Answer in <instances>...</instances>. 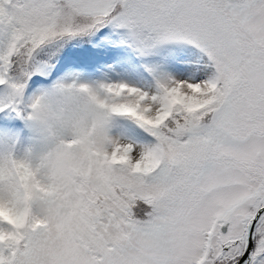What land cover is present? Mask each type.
I'll list each match as a JSON object with an SVG mask.
<instances>
[{"label":"snow or ice","instance_id":"obj_1","mask_svg":"<svg viewBox=\"0 0 264 264\" xmlns=\"http://www.w3.org/2000/svg\"><path fill=\"white\" fill-rule=\"evenodd\" d=\"M0 114V264H264V0H0Z\"/></svg>","mask_w":264,"mask_h":264},{"label":"rangeland","instance_id":"obj_2","mask_svg":"<svg viewBox=\"0 0 264 264\" xmlns=\"http://www.w3.org/2000/svg\"><path fill=\"white\" fill-rule=\"evenodd\" d=\"M68 55H69V59H73L75 57H78L77 59L81 63H90L92 65L94 64L95 66L97 64L103 63V62H100V59L103 57L92 58V56H91V58H89V56L92 55V53L87 48H85L83 51L74 50V51L70 52ZM109 62H110V60H109ZM0 115H2V114H0ZM11 120H12L13 127L18 132V139L20 141V145L22 147L32 145L33 144V139H32L33 133L31 132L27 121L17 119L15 117H11ZM10 134H11L10 131L7 133L5 130L0 131V140H7L9 138L8 136H10ZM36 147L38 149V146H36Z\"/></svg>","mask_w":264,"mask_h":264},{"label":"bare ground","instance_id":"obj_3","mask_svg":"<svg viewBox=\"0 0 264 264\" xmlns=\"http://www.w3.org/2000/svg\"><path fill=\"white\" fill-rule=\"evenodd\" d=\"M103 57H104L105 60H108V61L110 60V57H108V56H103ZM77 58L78 57H75V58L70 59V60L74 61L77 66H80L78 64L79 60ZM2 130H5L6 133L9 132V131L11 132V134H10V136H8L9 138L7 140H9V139H18V132L13 127L11 118L5 117L3 119H0V131H2Z\"/></svg>","mask_w":264,"mask_h":264}]
</instances>
